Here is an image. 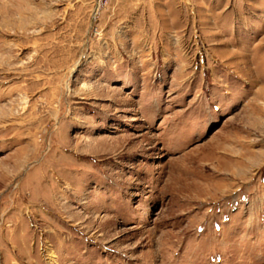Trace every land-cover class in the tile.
I'll use <instances>...</instances> for the list:
<instances>
[{
	"label": "rangeland",
	"instance_id": "1",
	"mask_svg": "<svg viewBox=\"0 0 264 264\" xmlns=\"http://www.w3.org/2000/svg\"><path fill=\"white\" fill-rule=\"evenodd\" d=\"M0 0V264H264V0Z\"/></svg>",
	"mask_w": 264,
	"mask_h": 264
},
{
	"label": "built area",
	"instance_id": "2",
	"mask_svg": "<svg viewBox=\"0 0 264 264\" xmlns=\"http://www.w3.org/2000/svg\"><path fill=\"white\" fill-rule=\"evenodd\" d=\"M110 1L111 0H94L95 8L92 16L95 21H97L100 12L109 5Z\"/></svg>",
	"mask_w": 264,
	"mask_h": 264
}]
</instances>
